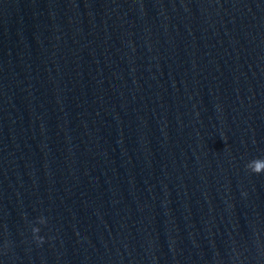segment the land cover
Segmentation results:
<instances>
[{"label": "water", "instance_id": "95a60500", "mask_svg": "<svg viewBox=\"0 0 264 264\" xmlns=\"http://www.w3.org/2000/svg\"><path fill=\"white\" fill-rule=\"evenodd\" d=\"M0 264H264V0H0Z\"/></svg>", "mask_w": 264, "mask_h": 264}, {"label": "clouds", "instance_id": "9594fccd", "mask_svg": "<svg viewBox=\"0 0 264 264\" xmlns=\"http://www.w3.org/2000/svg\"><path fill=\"white\" fill-rule=\"evenodd\" d=\"M255 172H256L257 174H260V173H261V168H260V167H257V168L255 169ZM37 240H38V242L42 243V242H43V237H40V238L37 239Z\"/></svg>", "mask_w": 264, "mask_h": 264}]
</instances>
